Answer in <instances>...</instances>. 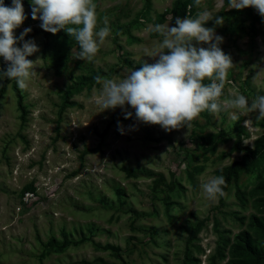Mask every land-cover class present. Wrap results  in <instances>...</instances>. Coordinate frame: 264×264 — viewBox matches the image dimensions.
Listing matches in <instances>:
<instances>
[{"label": "rangeland", "instance_id": "374dc122", "mask_svg": "<svg viewBox=\"0 0 264 264\" xmlns=\"http://www.w3.org/2000/svg\"><path fill=\"white\" fill-rule=\"evenodd\" d=\"M174 1L94 0L97 30L107 16L111 34L88 62L77 59L79 47L63 30L43 31L31 18V0H21L26 19L14 30L17 47L31 28L24 40L40 51L28 59H42L28 87L18 88L23 120L10 84L0 94V264H225L250 217L264 219L254 205L264 158L251 172H239L221 201L206 199L200 188L246 160L235 148H252L264 134L256 113L237 111L239 119L231 121L228 112L206 110L190 128L165 131L139 122L130 105L131 119L119 107L103 111L94 80L72 96L76 106L59 113L63 92L77 77L123 79L127 69L154 63L162 37L149 26H176ZM183 3L181 19L212 14L204 26L223 37L220 47L232 58L220 99L242 94L250 105L264 95V18L257 10L231 9L228 0ZM4 4L11 7L12 0ZM6 68L0 59V72ZM213 143L210 153L206 144Z\"/></svg>", "mask_w": 264, "mask_h": 264}, {"label": "clouds", "instance_id": "9594fccd", "mask_svg": "<svg viewBox=\"0 0 264 264\" xmlns=\"http://www.w3.org/2000/svg\"><path fill=\"white\" fill-rule=\"evenodd\" d=\"M228 3L231 9L254 8L264 18V0H228ZM200 4L201 0H194L195 6ZM31 18L39 19L40 27L47 33L56 35L63 30L78 45L77 59L81 61L93 62L111 34L107 16L103 17V27L97 30L94 0H31ZM213 18L209 11H203L196 18L177 17L176 26L150 25L149 30L162 37L152 54L155 62H144L136 70L127 69L128 74L123 79L96 75L94 81L101 85L98 106L103 111L119 107L124 110V118L131 119L133 113L125 107L130 105L139 122L158 125L165 131L190 128L192 121L206 110L213 114L228 112L231 121L239 119L237 111L256 113L257 120H264V95L257 96L250 105L242 94L220 99L228 71L234 64L220 47L223 37L217 35L214 28L204 26ZM25 19L21 0H12L11 7L0 0V59L7 63L6 70L0 72V79L15 80L21 90L37 76L35 65L42 59L37 57L35 62L28 59L40 51L34 40H24L31 28L24 29L19 37L23 47H17L14 30ZM215 23L222 25L223 19L215 16ZM193 42L207 47L194 46ZM206 79L210 81L207 85ZM118 130L125 134L119 122ZM129 130H136L135 126H129ZM226 186L225 178L220 175L209 178L200 188L206 199L214 201L225 195Z\"/></svg>", "mask_w": 264, "mask_h": 264}, {"label": "trees", "instance_id": "16d2710c", "mask_svg": "<svg viewBox=\"0 0 264 264\" xmlns=\"http://www.w3.org/2000/svg\"><path fill=\"white\" fill-rule=\"evenodd\" d=\"M6 5H10V3L6 2ZM185 10L186 5L183 3V0H175L171 7V15L173 18L183 16L185 14ZM93 80L94 78L92 77L84 76L74 79L63 92L59 113L61 114L65 109L76 106V103L71 101L72 96L85 88L87 85L91 84ZM204 83L206 85L209 84L206 81H204ZM9 84L15 95L21 120H23L26 114L25 107L22 104V96L18 90L16 81L6 79L3 82L0 94L2 95L5 92ZM261 122V125L264 129V120H261ZM206 146L210 153L215 152L216 145L214 143L206 144ZM235 150L243 152L246 160L243 162H234L231 166L218 172V176L223 175L226 180L227 186L223 188L225 193L227 192L230 184L232 182H236L239 172H251L256 166L257 162L264 158V134L255 139L252 148L236 147ZM25 191H32V189L26 188ZM236 193L238 196L240 195V191L238 189H236ZM255 193L261 196L255 199L254 205L258 212L263 213L264 180L260 181L255 187ZM224 196L219 197L220 201L224 198ZM256 240L261 242L259 247L256 243ZM225 264H264V219L255 215L250 217L246 229L239 232L233 239V242L231 243L228 250V259Z\"/></svg>", "mask_w": 264, "mask_h": 264}]
</instances>
